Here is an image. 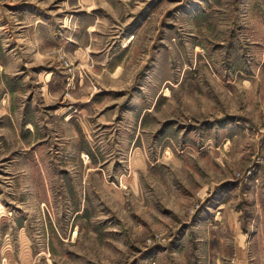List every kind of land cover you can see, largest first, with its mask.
Returning <instances> with one entry per match:
<instances>
[{"label": "rangeland", "instance_id": "rangeland-1", "mask_svg": "<svg viewBox=\"0 0 264 264\" xmlns=\"http://www.w3.org/2000/svg\"><path fill=\"white\" fill-rule=\"evenodd\" d=\"M0 264H264V0H0Z\"/></svg>", "mask_w": 264, "mask_h": 264}]
</instances>
